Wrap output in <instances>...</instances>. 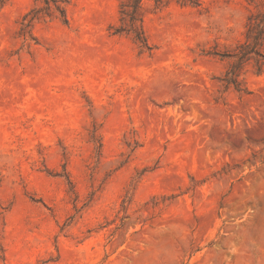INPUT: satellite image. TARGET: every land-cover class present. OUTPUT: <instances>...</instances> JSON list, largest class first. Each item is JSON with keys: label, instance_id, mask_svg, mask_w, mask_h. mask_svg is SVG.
I'll return each instance as SVG.
<instances>
[{"label": "rangeland", "instance_id": "obj_1", "mask_svg": "<svg viewBox=\"0 0 264 264\" xmlns=\"http://www.w3.org/2000/svg\"><path fill=\"white\" fill-rule=\"evenodd\" d=\"M163 1L149 51L122 0L0 6V264H264V69L223 81L253 7Z\"/></svg>", "mask_w": 264, "mask_h": 264}, {"label": "trees", "instance_id": "obj_2", "mask_svg": "<svg viewBox=\"0 0 264 264\" xmlns=\"http://www.w3.org/2000/svg\"><path fill=\"white\" fill-rule=\"evenodd\" d=\"M8 0H0V6ZM153 11L158 12L164 7L163 0H151ZM181 5L201 7L203 0H178ZM248 6L253 7L250 12L246 25L243 41L238 43L234 49L232 58L234 64L225 73L224 82L232 85L236 91H246L241 88L242 81L239 80L243 75L245 64L253 60L257 74L264 69V0H246ZM69 0H41L40 6L32 9L23 19L22 31L30 27L34 20H58L64 25L68 24L66 14ZM143 0H122L120 4L119 27L114 34L130 35L134 43L143 50H150V46L144 36L142 29ZM28 18V19H27Z\"/></svg>", "mask_w": 264, "mask_h": 264}, {"label": "bare ground", "instance_id": "obj_3", "mask_svg": "<svg viewBox=\"0 0 264 264\" xmlns=\"http://www.w3.org/2000/svg\"><path fill=\"white\" fill-rule=\"evenodd\" d=\"M196 109V108H195ZM197 110V109H196ZM196 110H195V112H196ZM198 111V110H197Z\"/></svg>", "mask_w": 264, "mask_h": 264}]
</instances>
